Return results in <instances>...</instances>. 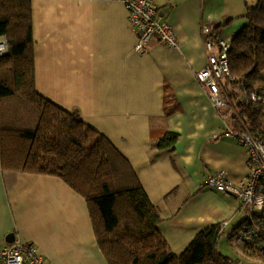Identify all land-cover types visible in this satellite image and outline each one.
Returning <instances> with one entry per match:
<instances>
[{"label":"crops","instance_id":"crops-1","mask_svg":"<svg viewBox=\"0 0 264 264\" xmlns=\"http://www.w3.org/2000/svg\"><path fill=\"white\" fill-rule=\"evenodd\" d=\"M152 1L173 26L178 48L153 38L136 52L120 2L31 0L35 84L58 106L77 109L128 160L159 212L161 237L179 255L212 225H220V237L236 239L246 218L235 195L204 184L216 171L244 181L248 150L232 137L214 138L233 118L228 109L218 115L195 76L206 64L202 24L229 23L237 0H218L219 9L216 0ZM233 24L228 35L239 31ZM256 88L264 96V70ZM165 131L178 134L172 152L154 147ZM12 236L35 245L44 264H108L85 198L58 176L0 170V249Z\"/></svg>","mask_w":264,"mask_h":264},{"label":"trees","instance_id":"trees-1","mask_svg":"<svg viewBox=\"0 0 264 264\" xmlns=\"http://www.w3.org/2000/svg\"><path fill=\"white\" fill-rule=\"evenodd\" d=\"M243 16L246 23L228 52L229 68L237 82L253 89L264 70V0L245 4ZM0 37L7 44L0 56V170L58 176L82 195L108 264H238L218 251V224L173 254L158 231L159 212L128 160L77 109L66 110L37 91L31 0H0ZM233 87L225 84L235 99ZM235 106L264 136L260 108ZM177 138L165 131L154 147L172 152Z\"/></svg>","mask_w":264,"mask_h":264},{"label":"built area","instance_id":"built-area-1","mask_svg":"<svg viewBox=\"0 0 264 264\" xmlns=\"http://www.w3.org/2000/svg\"><path fill=\"white\" fill-rule=\"evenodd\" d=\"M120 2L127 11V18L137 41L134 50L143 53L148 43L157 38L168 48H178V40L173 26L159 12L152 0H112ZM201 34L206 54L205 66L196 73V79L207 93L212 106L221 117L228 109L233 125L225 123L221 134L214 138L229 136L248 150V175L242 182L230 181L224 171L207 174L204 184L208 187L235 195L246 210L243 224L236 229V239L246 248L253 249L264 257V136L250 127L238 112L236 104L260 108V128L264 131V96L257 88L249 89L237 82L229 68L228 52L233 35L225 34L219 21L202 24ZM7 53L4 37H0V56ZM227 86H234L235 103L228 98ZM0 264H44V259L32 243L13 240L0 249Z\"/></svg>","mask_w":264,"mask_h":264},{"label":"rangeland","instance_id":"rangeland-1","mask_svg":"<svg viewBox=\"0 0 264 264\" xmlns=\"http://www.w3.org/2000/svg\"><path fill=\"white\" fill-rule=\"evenodd\" d=\"M227 3V8H230L232 6V3ZM217 5V9H219L221 6L224 5L219 3L218 0L215 2ZM248 4L249 6L256 5L257 0H237L234 1V5L236 4L237 7L234 9H230L232 12L236 13L234 19H232L229 23L225 24L224 26V32L225 34L231 33L228 32L230 28V24L234 23L233 25L238 26V30H240L245 23V18L242 15V12L245 11V4ZM225 23V21H224ZM226 29V31H225ZM259 83V82H258ZM256 88V87H255ZM241 225H239L236 229H238ZM241 244L237 243L236 239L228 240L224 236H221L218 240V250L222 252L223 254L229 255L231 258L236 260L238 264H264V257L257 256L255 254H250L248 249L245 248ZM246 252H245V251ZM248 251V252H247ZM257 254V253H256Z\"/></svg>","mask_w":264,"mask_h":264},{"label":"water","instance_id":"water-1","mask_svg":"<svg viewBox=\"0 0 264 264\" xmlns=\"http://www.w3.org/2000/svg\"><path fill=\"white\" fill-rule=\"evenodd\" d=\"M12 240H13V236L10 239L8 238V241H12Z\"/></svg>","mask_w":264,"mask_h":264}]
</instances>
